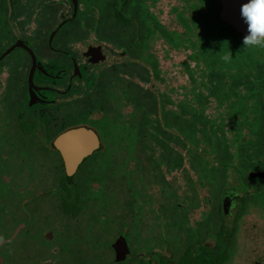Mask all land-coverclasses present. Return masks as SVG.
Listing matches in <instances>:
<instances>
[{
	"label": "flooded vegetation",
	"instance_id": "obj_1",
	"mask_svg": "<svg viewBox=\"0 0 264 264\" xmlns=\"http://www.w3.org/2000/svg\"><path fill=\"white\" fill-rule=\"evenodd\" d=\"M244 36L221 0H0V264H264Z\"/></svg>",
	"mask_w": 264,
	"mask_h": 264
},
{
	"label": "clouds",
	"instance_id": "obj_2",
	"mask_svg": "<svg viewBox=\"0 0 264 264\" xmlns=\"http://www.w3.org/2000/svg\"><path fill=\"white\" fill-rule=\"evenodd\" d=\"M240 16L247 26L243 47L264 49V0H247L240 7ZM229 59L227 55L224 57L225 61Z\"/></svg>",
	"mask_w": 264,
	"mask_h": 264
},
{
	"label": "water",
	"instance_id": "obj_3",
	"mask_svg": "<svg viewBox=\"0 0 264 264\" xmlns=\"http://www.w3.org/2000/svg\"><path fill=\"white\" fill-rule=\"evenodd\" d=\"M222 18L238 32L246 35V24L240 16V7L247 0H221Z\"/></svg>",
	"mask_w": 264,
	"mask_h": 264
}]
</instances>
